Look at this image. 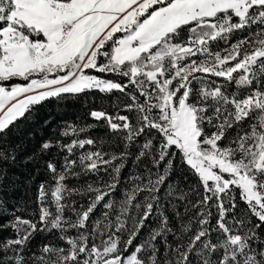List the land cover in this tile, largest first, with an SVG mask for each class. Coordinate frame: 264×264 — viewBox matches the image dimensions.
<instances>
[{"label":"snow or ice","instance_id":"obj_1","mask_svg":"<svg viewBox=\"0 0 264 264\" xmlns=\"http://www.w3.org/2000/svg\"><path fill=\"white\" fill-rule=\"evenodd\" d=\"M92 91L12 203L20 122ZM0 264H264V0H0Z\"/></svg>","mask_w":264,"mask_h":264},{"label":"trees","instance_id":"obj_2","mask_svg":"<svg viewBox=\"0 0 264 264\" xmlns=\"http://www.w3.org/2000/svg\"><path fill=\"white\" fill-rule=\"evenodd\" d=\"M119 96V93L105 94L92 91L61 100L50 99L36 106L29 118L20 122L18 135L13 136L14 142L22 143V149L16 165L10 167L15 183L14 188L8 190L7 196L12 203L27 207L29 210L35 207L33 202L37 187L42 181L48 179L45 162L57 155L55 148L48 153H41L40 146L48 140L62 139L65 143L69 142L72 137H60L62 129L68 124L95 123L89 116L92 110H107L109 113H114V105L120 103ZM121 114L125 113L121 111ZM105 133L106 129L96 128L87 135L103 139L106 150L119 151L117 142ZM109 144L112 145L111 148ZM30 156H34V160H26Z\"/></svg>","mask_w":264,"mask_h":264}]
</instances>
